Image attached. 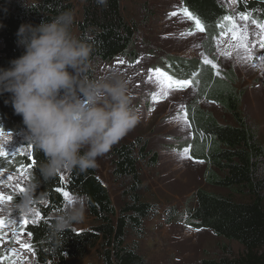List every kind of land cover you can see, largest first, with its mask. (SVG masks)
<instances>
[{
	"label": "rangeland",
	"instance_id": "374dc122",
	"mask_svg": "<svg viewBox=\"0 0 264 264\" xmlns=\"http://www.w3.org/2000/svg\"><path fill=\"white\" fill-rule=\"evenodd\" d=\"M21 1L29 4L35 0ZM84 1L74 0L76 20L82 17ZM219 1L232 12V21L224 22V29L218 25L210 27L213 33L209 34L205 28L203 32L196 29L180 0H121L124 17L137 28L132 48L137 55L134 58L127 54L119 55L109 62L97 60L93 63L94 76L99 77L116 69L131 78L134 105L140 111L141 120L117 144L140 137L148 142V147L158 156L155 166H148L142 160L139 165L141 195L145 202L154 204L155 215L144 220V236L129 235L127 240L128 243L137 242L145 264H204L205 261L218 262L222 258L240 256L244 251L239 242L222 238L208 229L194 230L188 221V211L196 205L198 189L245 199L235 192L207 182V174H217L218 171L213 163L199 159L196 153L204 148L206 154L211 140L207 135L196 132L195 124L188 118L190 110H193L190 114L197 109L206 111L223 125L236 126L237 122L219 101L205 96L200 76L193 77L195 79H191V85L184 89L174 86L169 90L161 82L167 78L164 58L170 56L200 60L205 65L203 60L207 57L217 67L205 66L212 67L214 75L230 81L241 92V114L257 129L264 146V60L260 59L264 50L259 47L264 42V29L252 23L254 16L244 14L247 19L241 18L242 13L236 12L239 1ZM173 12L177 15L172 16ZM233 21L239 33L247 32L246 44L253 57L251 62L237 59L247 53L243 49L234 48L236 40L228 31ZM221 31L227 35L221 37ZM224 52L230 55L225 57ZM155 69H160L165 75L157 78L154 83L149 77H158ZM185 79L180 77V80ZM178 117L181 119L178 120ZM185 119L186 123L183 122ZM25 132L4 129L0 124V145H3V151L7 153L2 157L4 165L0 166V193L13 197L11 202L0 199V220L4 221V225L0 226V264H10V261L15 264H34L36 259L26 227L30 223H37L40 217L34 216L32 212L24 213L23 220L28 223L22 224L21 214L12 209V205L19 199V188H26L30 181L31 163H17L22 156L31 157V147L24 139ZM110 153L98 159L96 172L110 191L115 207L119 209L129 199L123 193L124 182L112 175ZM180 153H183V158ZM14 160L16 165L12 164ZM63 173L66 178V172ZM8 176L12 179L9 180ZM32 209L40 213V207L35 202ZM95 224L96 221L87 212L84 221L73 227L78 232ZM25 244L32 251L24 248ZM68 262L71 261H65ZM71 264L104 263L97 248H93L84 258Z\"/></svg>",
	"mask_w": 264,
	"mask_h": 264
},
{
	"label": "trees",
	"instance_id": "16d2710c",
	"mask_svg": "<svg viewBox=\"0 0 264 264\" xmlns=\"http://www.w3.org/2000/svg\"><path fill=\"white\" fill-rule=\"evenodd\" d=\"M180 1L188 16L199 19L209 34L213 33L210 27L224 23L223 18L232 15L219 0ZM69 9L75 12L74 0H35L29 4L21 0H0V68H8L11 60L23 54L24 48L17 44L16 35L22 24L38 25ZM236 12L254 16L258 23H264V0H239ZM136 29L124 17L121 0H107L106 5L97 0H85L82 17L75 20L74 25L75 34L92 48V63L97 60L109 62L125 54L134 58L137 55L132 50ZM164 61L165 73L173 80L183 76L192 81L193 77L200 76L205 96L219 101L237 122L236 126L223 125L199 109L193 114L190 110L188 116L195 124L196 132L211 140L206 154L204 148L196 153L199 159L213 163L218 171L217 174L209 172L207 182L245 198L239 200L230 195L197 190L196 205L188 211L191 227L211 230L244 247L240 256L222 258L218 262L205 261L204 264H264V146L257 129L241 114V92L230 81L214 75L213 68L203 65L200 60L169 56ZM5 100L9 102L5 103ZM0 124L4 129L26 131L22 117L14 112L9 93L0 95ZM202 140L204 142V138ZM110 152L112 175L124 182L123 193L129 201L117 209L96 169L87 173L66 172V178L62 172L53 180L42 183L34 201L40 207V219L26 227L36 254L34 264H71L84 258L93 248H97L104 264H145L137 242L128 243L127 240L129 235L144 236V220L155 215L154 204L145 202L141 195L139 165L142 160L148 166H155L158 156L140 137L114 145ZM30 156V159L28 155L20 157L17 163H31V180L33 175H38L37 165L44 156L34 146H31ZM4 161L0 157V166ZM17 163L12 161L13 165ZM58 188L73 196L86 194L90 197L87 212L96 221L93 227L78 232L72 227L62 233H53V217L66 205ZM66 260L71 262L65 263Z\"/></svg>",
	"mask_w": 264,
	"mask_h": 264
},
{
	"label": "clouds",
	"instance_id": "9594fccd",
	"mask_svg": "<svg viewBox=\"0 0 264 264\" xmlns=\"http://www.w3.org/2000/svg\"><path fill=\"white\" fill-rule=\"evenodd\" d=\"M75 20L69 9L38 25L22 24L16 35L24 52L0 68V95L10 94L25 141L44 156L12 205L15 212L28 213L40 185L62 172L98 168V159L141 120L129 76L116 69L93 75L92 48L75 34ZM90 203L86 194L72 196L54 215L53 233L82 223Z\"/></svg>",
	"mask_w": 264,
	"mask_h": 264
},
{
	"label": "snow or ice",
	"instance_id": "6c2138e0",
	"mask_svg": "<svg viewBox=\"0 0 264 264\" xmlns=\"http://www.w3.org/2000/svg\"><path fill=\"white\" fill-rule=\"evenodd\" d=\"M186 11L187 10H185V12ZM171 15L172 16H176L177 13L173 12ZM188 18L194 20L195 27H196V29L198 31H200V32L204 31V26L202 25V22L199 19H195L190 14H189ZM241 18L245 19V20L247 19V17L244 16L243 13L241 14ZM223 19H224V21H232V17H230V16H225ZM252 23H256V21H252ZM218 27H220L221 29H224L225 25L223 23H220V24H218ZM258 27L264 29V23L259 24ZM237 28H238V26L233 21L232 24H231V28L228 30V31L231 32L232 38L236 40V44L234 45V48L243 49L244 52L247 53V55H244L242 57L238 56L237 59H242L244 61L251 62L253 57H252L250 49L247 47V44H246L247 32H244V33L241 34V33L238 32ZM225 35H227V33L225 31H221L220 36L223 37ZM259 47L262 50H264V42L260 43ZM223 55L225 57H228L230 54L228 52H224ZM260 59L264 60V55L260 56ZM121 63H122V61H121ZM203 63L205 65H211L213 68L217 67V65L214 64L207 57L204 58ZM252 66L255 67L254 64ZM154 71H155V73L158 74V77H151L150 76L149 79L153 80V82L155 83L157 78H162V77H164L165 74L163 72H161L160 69H155ZM217 74H219V73H217ZM161 82L165 83L166 88L169 89V90H172L174 86H178L180 89H184V88L189 87L191 85V83H192L190 80H187V79H185V80H173L171 76H167L166 81L165 80H161ZM166 94L167 93H165V95ZM153 99H155V96H153ZM179 119H181V118L178 117V120ZM183 122L186 123V119ZM29 147H31V145H29ZM14 154L15 153H13V155ZM6 155H7V153H5L3 151V145H0V157H4ZM179 155L181 156V158H183V153H180ZM8 179L11 180L12 177L8 176ZM61 179H63V176L61 177ZM24 191H25V188L24 187H20L19 191H18V194L23 193ZM57 191L62 192V195L65 198L66 202H68L70 200V198L72 197L68 191H64L62 188H58ZM0 199H3V200L11 202L13 200V197L11 195L4 196L2 193H0ZM29 212H32L33 215L36 216V217H40V213L38 211H35L34 209H30ZM20 214H21V217H22L20 223L27 224L28 221L27 220H23L24 213H20ZM3 225H4V221L0 220V226H3ZM13 235H15V233H13ZM29 235H30V233H29ZM23 247L28 249V251H32V249L27 244L23 245ZM10 264H15V262L14 261H10Z\"/></svg>",
	"mask_w": 264,
	"mask_h": 264
},
{
	"label": "built area",
	"instance_id": "2783aa9c",
	"mask_svg": "<svg viewBox=\"0 0 264 264\" xmlns=\"http://www.w3.org/2000/svg\"><path fill=\"white\" fill-rule=\"evenodd\" d=\"M236 1H238V0H236Z\"/></svg>",
	"mask_w": 264,
	"mask_h": 264
}]
</instances>
